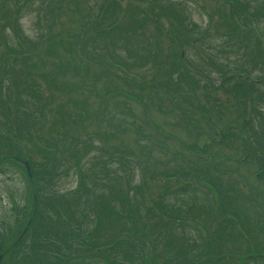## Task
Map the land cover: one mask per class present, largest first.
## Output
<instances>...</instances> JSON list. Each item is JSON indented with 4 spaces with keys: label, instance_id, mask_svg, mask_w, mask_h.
Returning <instances> with one entry per match:
<instances>
[{
    "label": "trees",
    "instance_id": "16d2710c",
    "mask_svg": "<svg viewBox=\"0 0 264 264\" xmlns=\"http://www.w3.org/2000/svg\"><path fill=\"white\" fill-rule=\"evenodd\" d=\"M88 1L91 0H85ZM122 1L94 0L97 4H88L75 26L56 30L53 24L62 25V21L53 15L61 13L65 3L76 12L74 0H61L53 6L50 0H0V164L7 160L19 166L30 183L27 208L30 223L18 243L12 246L7 239L16 231L10 229L9 224L0 230L3 234L1 264H78L90 255L104 264H121L115 257L119 255L128 264H264V189L251 186L245 189L242 187L245 183L235 186L232 180L223 179L230 171L215 166L216 171L212 173L211 164L205 158L203 171L202 168L191 169L193 178H187V170L182 173L157 171L155 166L159 162L151 160L152 177L170 179L180 174L187 178L184 188L189 187L192 184L189 179H193L212 194L213 214L223 217L216 227L207 229L197 218H201V210L209 212L210 207L201 206L197 197L189 196L180 201L181 196H175L177 204L168 200L175 191L155 200L144 189L148 204H136L132 199L131 190L141 191V186H146L143 178L135 185L127 156L138 154L130 150L128 142L121 137V133L128 134L131 129L141 135L143 127L137 126L135 119H122L106 108L94 113L98 116L90 117L88 108L79 106L77 99L70 97L72 110H58L56 133L59 137L52 141V137L47 140L40 134L43 122L53 116L52 102L61 88L71 80L74 83L84 72L87 75L90 66L97 65L108 76L128 85L130 90L137 87L139 94L126 90L124 95L138 99L145 108L151 105L161 112L163 100L171 103L175 113L182 119L185 117L187 131L193 123L190 114L193 109L198 110L207 128L213 131L212 141L229 149L235 146L234 141L238 145L242 143L243 153L236 157L237 163L251 162L252 157L258 163L257 176L264 177V59L259 63L253 57L245 61L240 41L235 42L234 32L230 30L197 35L195 24H186L171 5L168 40L175 59L170 63V73L168 71L165 80H161V65H157L163 50L161 27L159 25L158 36L151 38L145 31L149 18L143 21V16L133 13L132 7L130 11L123 10ZM192 1L202 5L198 0ZM225 1L233 26L240 30L246 27L253 38L262 39L260 23L264 22V0ZM32 6L38 18L44 15L43 7L46 8L45 29L36 38L25 34L20 24L21 16ZM159 10L157 16L163 12V7ZM209 22L212 23L211 14ZM195 41L198 43L192 47L193 53L189 51L188 56L186 50L188 58L184 60V47L178 51L176 45L192 46ZM124 44L129 45L127 50L122 48ZM41 51L45 54L41 55ZM156 65L158 70H151L150 77L136 78L139 77L137 67L151 69ZM144 88L150 90L146 96L142 92ZM118 89L104 87L102 100ZM95 90L90 89L88 96L96 93ZM75 91L82 95L83 101H89L82 86L77 90L68 89L69 93ZM88 106L90 102L85 107ZM171 107L169 112H173ZM229 108L235 113L227 122L223 117ZM92 118L100 123L89 129L88 121ZM70 122L79 124L75 134H70ZM32 142L36 151L42 153L37 162L28 154L27 144ZM134 142L141 149H148L152 140L143 145L136 137ZM154 145L162 146V142L154 141ZM188 147L198 157L188 160L189 164H197L207 153V145L200 147L194 142ZM93 150L89 166L82 169V159ZM245 153L248 156H244ZM146 154L150 156L152 152L146 151ZM206 155L215 158L214 153ZM17 158L28 160L31 178ZM72 158L76 167H71ZM114 162L117 168L111 167ZM98 163L101 166L97 172ZM73 168L79 177L77 186L66 192L59 191V179ZM113 220L121 223L117 232ZM187 221L203 227L204 233L200 235L203 244L190 234L186 239L185 235L178 234L177 231L186 232L184 223ZM105 226L114 232V238H110L112 234H104ZM28 236L29 245L25 247L28 250H22V240ZM109 248L116 249L111 252L115 256L110 262Z\"/></svg>",
    "mask_w": 264,
    "mask_h": 264
},
{
    "label": "rangeland",
    "instance_id": "374dc122",
    "mask_svg": "<svg viewBox=\"0 0 264 264\" xmlns=\"http://www.w3.org/2000/svg\"><path fill=\"white\" fill-rule=\"evenodd\" d=\"M58 1L61 0H50L52 6L56 5ZM68 2V0H63ZM93 1V2H92ZM199 3L202 5L196 4L192 0H160L156 2L155 0H133L132 4H129L128 0H123L121 2V8L123 10L130 11L131 7L133 9L132 12L136 15L143 16V21L148 17L149 20L146 22V33L152 38L153 36H158V28L159 25L161 27V34L160 36V46L162 50L161 58L157 65H161V80H165L166 75L170 69L171 62L175 59V56H172V50L170 49V41L168 40V33L171 29V5L173 7V11L176 14L182 15L184 22L186 24L192 25L193 23L196 26L195 32L201 34H221L219 32H226L228 30L234 32V37L236 39V43L240 41L241 52L244 53L246 61L249 58L254 59L255 62H260L264 59V22L260 23V29L262 31V39L259 37L253 38V33L251 30H248L246 27H242L240 30L239 27L233 26V22L228 18V7L225 0H198ZM262 1V0H261ZM74 4L76 5L77 9L76 12L72 11V7H68V3L62 4L63 9L60 13H55L53 17H58L62 21V25L59 23H54L53 26L55 29H63L66 30L71 26H75V23L78 19H80V15L86 12V8L88 4H93L94 6L97 2L91 0L90 2H85V0H74ZM38 5V4H33ZM252 5H255V1H252ZM259 5V4H258ZM137 7L136 10H134ZM43 7V6H42ZM163 7V12H161L160 16H157L160 13V10ZM65 8H71L66 10ZM33 6L27 12H25L20 19V24L24 33L27 34L31 38H36L39 34L43 32L46 25V8L44 9V15L40 14V18H38L37 13L32 11ZM212 16V23L209 22V15ZM223 15V16H221ZM51 16V15H49ZM127 16V15H126ZM130 16V15H129ZM264 16V13H263ZM262 16V17H263ZM128 19L126 18L125 21ZM225 20V21H224ZM222 22L224 24H222ZM216 23V26H215ZM177 28H178V24ZM190 27V26H188ZM38 33V34H37ZM223 34V33H222ZM233 34L231 35L232 38ZM196 38V36H195ZM198 41H195L192 46H179L176 45L177 50H182L183 47V59L185 60L188 58L185 56V52L187 51V55L190 56L189 51H193L192 47H195ZM128 44H124L122 48L127 50L129 47ZM127 47V48H126ZM193 53V52H192ZM41 55L45 53L43 51L40 52ZM125 54V53H124ZM122 54V55H124ZM128 54V53H127ZM171 54V55H169ZM61 56L62 54L59 52L58 54ZM149 65H151L149 63ZM154 66L151 69H146V67H137L135 71H138L139 77H136L138 80L146 79L150 77L152 71H157L159 66ZM253 64L251 63V66ZM113 70L116 71L113 67ZM152 70V71H151ZM175 71V70H173ZM82 73V72H81ZM170 73V71H169ZM168 73V74H169ZM144 76V78H142ZM74 83L71 81L67 82L64 87H62V91L57 93V99L52 102L51 111L53 112V116H50L47 120H45L42 126V130L40 132L47 140L52 137V141H54V137H59L57 132L58 126V118L60 114L58 110L62 111L61 109L72 110L71 102L69 101L70 97H74L77 99V104L81 107L88 108L90 117L91 116H98L94 113H98L103 108H106L108 111L112 112V114H116L120 116L122 119L126 118L128 120L135 119L136 125L143 127L142 133L137 134L136 130L131 129L128 134L121 133V137L125 138L128 142L129 146L136 156H127L128 160L130 161L131 170L130 174L135 176V185L140 184L141 179L143 178L146 181V186H141V191H132L130 194L132 195V199L137 202L136 204H148L145 195V191H149L150 198L159 200L161 197L168 195L171 193V198H168L170 202H178L175 200V196H181L180 201L186 199L189 196H193L194 198H198L201 200L202 205H209L210 211L203 212L201 210V218H197V220H201L204 226L207 229H211L210 227H216L217 222L221 221V215H217L215 217L214 210H213V201H212V194H210L206 188L202 185H199L198 182H194L193 179H189L192 181V184L189 187L184 188L183 182L187 178H193V171L191 169H200L203 171L204 167H201L209 161L210 170L212 173H215L216 170L213 169L215 166H221L226 171H230V174H226L223 176L224 180H232L235 186L239 184H244L242 187L248 189L251 187H259L260 189H264V177L259 178L257 173L255 172L258 166L257 161H254L252 157H250L251 162H241L237 163L236 157L238 154L243 153L242 143L238 145L237 141H234L235 146L233 149L224 148L216 144L212 141L213 131L211 132L207 127L208 124L203 121V116L200 114L198 110L194 111L190 114L192 117L193 123L188 126L189 131L186 129L187 121L181 118L179 115L175 113L172 104L163 100L160 105H162V111H158L154 109L151 105H148L149 108H145L138 99L128 98L124 95L126 90H130L128 85L124 84L117 79H113L112 77L108 76L106 71H102L97 65L90 66V69L84 72L79 78H76ZM188 87L190 84L188 81L185 82ZM79 86H82L85 89V97L89 98L88 102L83 101L82 95L78 94V92H68L69 87L74 88L77 90ZM95 88L97 91V97L95 96L96 93H91L90 97L88 96V91L92 88ZM104 87L108 88H119L112 92L111 95L106 97L104 100L101 98V94L104 91ZM133 93L139 94L140 90L133 86L131 90ZM144 96L150 93V90L144 88L142 90ZM71 94V95H70ZM84 97V96H83ZM223 100H225V96H222ZM90 106L85 107L86 104ZM77 105V106H78ZM167 108V111L163 112V110ZM172 109L173 112H169L168 108ZM127 108L131 111L129 112ZM127 111V112H126ZM235 113L234 109L229 108L224 111V119L229 122L230 119L233 118V114ZM71 121V120H70ZM147 121V122H146ZM113 123L116 122L112 121ZM100 123L95 118L88 121L89 129L96 128V124ZM152 123V124H151ZM125 124L124 122L122 123ZM79 124L70 122L68 126L70 130V134H75L77 132V127ZM139 137L141 140V144L146 145L149 140L152 142L148 143V149H141L136 145L134 142L135 138ZM211 139V140H210ZM154 141H161L162 146L154 145ZM197 142L200 147L207 145V153L212 155L215 154V158H208L207 155H203V159L200 158L197 164H189L188 160H197L198 157L192 150H189L188 145ZM211 142V143H210ZM28 154L33 157L35 162L41 159L42 153H38L36 151L35 145L32 142L31 144H27ZM73 150L76 148H72ZM69 150V149H68ZM2 149H0V152ZM146 151L152 152L149 156L146 154ZM95 151H91L89 154L86 155L85 158L81 161L82 169H86V165L89 166L91 162V157ZM198 154L202 156V152L198 151ZM244 156H248V154H244ZM117 160V156H115ZM152 158V159H151ZM207 161H205V159ZM158 161L159 163L156 164L155 169L157 171H163L164 169L167 172L177 170L179 173L182 171L187 170L189 174L187 178H183L180 174L177 176H172L170 179L165 177L153 176L151 175V160ZM72 164L71 167H76V162L74 158L70 161ZM218 163L219 165L215 164ZM95 165V164H93ZM101 164L98 163L97 172L100 170ZM118 164L113 163L111 167L117 168ZM127 168V167H126ZM137 168V169H136ZM190 169V170H189ZM162 175V174H160ZM245 177V179H243ZM78 175L75 173V169H71L67 176H62L58 181L57 189L61 192H66L67 190H71L77 186L78 182ZM226 184L227 181H225ZM186 189V190H184ZM74 198V194L71 196ZM30 201V183L27 180L22 168L13 164L10 161L4 160L0 164V226L2 229L5 228L7 224L10 225V229H14L16 232H12L11 237L17 238L19 234H17L18 230L22 229L20 225L23 227V224H26L28 220V205ZM28 208V209H27ZM27 218V220H26ZM188 218H191L189 216ZM161 222V221H160ZM162 223V222H161ZM185 222L186 232L181 230L177 231L180 236L185 235V239L187 235H192L194 238L198 239L200 243L203 244L202 238L200 237L201 233H204L203 227L196 223ZM15 225L17 226L15 228ZM121 223L119 220H113V226L115 227V232L118 231ZM176 226V225H174ZM85 227V226H84ZM159 229V228H158ZM198 229V230H197ZM168 228L167 231H169ZM104 234H112L110 238H114V232L110 231L108 228H104ZM52 236L54 233L51 234ZM191 239V238H190ZM11 240V239H8ZM30 237L23 238V242L21 244L22 250H28L25 248L29 245ZM107 240V237H106ZM195 240V239H193ZM106 242V241H105ZM42 245V244H41ZM50 247L55 248L56 245L48 244ZM112 251H116V249L109 248V262L111 258L115 255L111 254ZM161 251V249L159 250ZM116 260H120L121 264L127 263L126 260L121 256H115ZM87 259H82L78 264H104L102 261L93 258L92 255L87 256ZM19 264V263H17ZM119 264V262H117ZM128 264V263H127Z\"/></svg>",
    "mask_w": 264,
    "mask_h": 264
},
{
    "label": "water",
    "instance_id": "95a60500",
    "mask_svg": "<svg viewBox=\"0 0 264 264\" xmlns=\"http://www.w3.org/2000/svg\"><path fill=\"white\" fill-rule=\"evenodd\" d=\"M18 159H19V161L25 166L26 172L28 173L29 177H31V170H30V166H29V163H28L27 159H23V158H18ZM34 198H35V196H34ZM29 223H30V220L27 221V225H28ZM26 228H27V226H25V228L23 229L22 233L25 231ZM20 236H21V235H19V236L15 239L14 243L17 242V241L19 240ZM1 260H2V254H0V264H1Z\"/></svg>",
    "mask_w": 264,
    "mask_h": 264
},
{
    "label": "flooded vegetation",
    "instance_id": "af4514ba",
    "mask_svg": "<svg viewBox=\"0 0 264 264\" xmlns=\"http://www.w3.org/2000/svg\"><path fill=\"white\" fill-rule=\"evenodd\" d=\"M2 229V226H0V230ZM3 238V234L0 233V240ZM14 238H12L13 240Z\"/></svg>",
    "mask_w": 264,
    "mask_h": 264
}]
</instances>
